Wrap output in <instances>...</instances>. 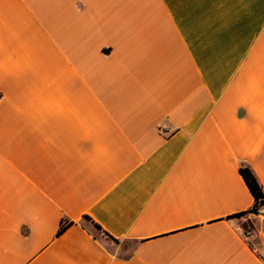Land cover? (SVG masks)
Here are the masks:
<instances>
[{
  "label": "crops",
  "instance_id": "1",
  "mask_svg": "<svg viewBox=\"0 0 264 264\" xmlns=\"http://www.w3.org/2000/svg\"><path fill=\"white\" fill-rule=\"evenodd\" d=\"M0 93V264H264V0H0Z\"/></svg>",
  "mask_w": 264,
  "mask_h": 264
},
{
  "label": "trees",
  "instance_id": "2",
  "mask_svg": "<svg viewBox=\"0 0 264 264\" xmlns=\"http://www.w3.org/2000/svg\"><path fill=\"white\" fill-rule=\"evenodd\" d=\"M2 98V94L0 93V99ZM240 173L244 179V181L246 182L247 186L249 187L251 193L253 194L254 198H255V203L253 205L252 208H250V212H257V210L264 205V187L262 185V183L260 182L258 176L256 175V173L254 172V170L251 168V166L246 165V164H242L241 168H240ZM248 212V211H247ZM247 212L240 214L239 216H245L247 214ZM84 224L83 227L86 228L87 225L89 224L93 227V229L101 236L106 237L107 239L115 242V243H119L120 241L116 238H114L113 236H111L110 234H108V232H106L105 230H103V228L98 225L94 220H92V218L85 216L84 220H83ZM75 222L71 221L68 218H65L62 220L61 224H60V228L58 231V235H62L64 232L67 231V229L69 227H71L72 225H74ZM88 228V227H87ZM89 229V228H88ZM90 230V229H89ZM91 231V230H90ZM95 237L96 235L93 234ZM97 239H99L98 237H96Z\"/></svg>",
  "mask_w": 264,
  "mask_h": 264
},
{
  "label": "rangeland",
  "instance_id": "3",
  "mask_svg": "<svg viewBox=\"0 0 264 264\" xmlns=\"http://www.w3.org/2000/svg\"><path fill=\"white\" fill-rule=\"evenodd\" d=\"M86 225H87V227L91 230V232H92L93 234H95L96 237H98L99 239H101V240H103V241H105V242H107V243H110L112 246H116V245H119V244H120V242H119V243H115V242H113V241L107 239L106 237H103V236L99 235V234L93 229V227H92L91 225H89V224H86Z\"/></svg>",
  "mask_w": 264,
  "mask_h": 264
},
{
  "label": "built area",
  "instance_id": "4",
  "mask_svg": "<svg viewBox=\"0 0 264 264\" xmlns=\"http://www.w3.org/2000/svg\"><path fill=\"white\" fill-rule=\"evenodd\" d=\"M246 216H256V217H259V218H262L264 220V205L261 206L257 212H250L248 210Z\"/></svg>",
  "mask_w": 264,
  "mask_h": 264
}]
</instances>
